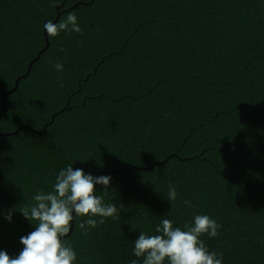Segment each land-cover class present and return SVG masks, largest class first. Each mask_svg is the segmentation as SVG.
Instances as JSON below:
<instances>
[{
  "label": "trees",
  "instance_id": "trees-1",
  "mask_svg": "<svg viewBox=\"0 0 264 264\" xmlns=\"http://www.w3.org/2000/svg\"><path fill=\"white\" fill-rule=\"evenodd\" d=\"M70 12L81 33L50 37ZM5 94L0 251L19 255V210L71 164L111 177L119 210L74 217L75 264H143L141 232L195 215L221 226L201 239L222 264H264V0H0V111Z\"/></svg>",
  "mask_w": 264,
  "mask_h": 264
},
{
  "label": "clouds",
  "instance_id": "clouds-1",
  "mask_svg": "<svg viewBox=\"0 0 264 264\" xmlns=\"http://www.w3.org/2000/svg\"><path fill=\"white\" fill-rule=\"evenodd\" d=\"M48 35L55 37L61 32L81 33L75 13H68L58 23L48 21L44 24ZM63 50V49H61ZM58 71L63 65L56 62L53 65ZM111 177H94L82 169H73L70 164L61 170L56 177L53 191L38 192L33 196L34 204L19 210L23 216L35 221V230L20 238L24 246L16 257H10L7 252L0 251V264H75L76 252L70 245L62 241L70 231L74 215L78 217L117 218L116 203H104L108 195ZM104 187L103 195H97L96 185ZM178 193L175 185H168L166 199L174 203ZM190 206V201H185ZM123 208V205L120 206ZM7 219L11 220V214ZM193 223H186L183 230L174 227L172 221L161 219L156 235L140 233L134 241L136 257L143 258V264H222L223 253L210 252L201 239L208 235L217 237L221 227L208 215H195ZM100 219L99 223H104ZM78 227L87 234V230L97 227V220L89 218L79 223ZM134 230V229H133ZM131 264H138L133 260Z\"/></svg>",
  "mask_w": 264,
  "mask_h": 264
},
{
  "label": "water",
  "instance_id": "water-1",
  "mask_svg": "<svg viewBox=\"0 0 264 264\" xmlns=\"http://www.w3.org/2000/svg\"><path fill=\"white\" fill-rule=\"evenodd\" d=\"M58 19H59V15L57 16L55 23L57 22ZM47 47H48V43H47ZM31 66H32V63L30 64V67H29V70H28L27 74L24 75L23 77H26L29 74V72L31 70ZM21 78L22 77H20V78L17 79L15 88L12 91H10L9 93L14 92V91L17 90L18 85H19V81H20ZM9 93H7V94H9ZM7 94H5L4 97H3V99H2V108H1V111H0V120H1L2 112H3L4 108H5V98H6V95ZM101 176L102 175H99L98 177H101ZM74 217H75V215H74ZM73 230H74V219L71 222L69 233L66 236L62 237L61 239L64 240L65 238H68L72 234Z\"/></svg>",
  "mask_w": 264,
  "mask_h": 264
}]
</instances>
